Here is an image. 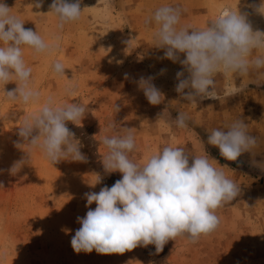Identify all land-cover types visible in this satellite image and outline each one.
Masks as SVG:
<instances>
[{
  "label": "rangeland",
  "instance_id": "1",
  "mask_svg": "<svg viewBox=\"0 0 264 264\" xmlns=\"http://www.w3.org/2000/svg\"><path fill=\"white\" fill-rule=\"evenodd\" d=\"M3 2L26 29L46 42L58 38L59 49L46 55L23 48L33 87L40 92L38 104L10 101L0 85V264H264V68L250 69L242 77L219 73L218 98L190 103L175 91L176 73L183 71L187 77V71L179 62L164 58V49L153 38L157 25L145 24L156 9L172 5L183 11L177 27L203 28L227 7L246 14L253 30L264 32V13L258 11L264 0H82L79 20L62 29L50 11L52 0ZM38 2L41 6L35 7ZM125 41H131L129 46ZM253 55H264V50ZM56 61L64 64L65 76L53 73L51 65ZM141 76L154 77L164 96L161 104H149L138 89L135 80ZM70 84L76 88L74 96L65 93ZM16 87L9 82L5 90ZM50 96L58 104L86 106L81 125L67 122V126L81 141L87 162L61 160L52 165L38 150L29 156L27 146L23 147L27 142L18 136L21 122ZM165 112L170 120L186 113L189 127L177 129L163 118ZM238 118L248 124L258 146L234 162L220 156L207 138L213 129H224ZM110 123H116V129L132 128L134 162L143 163L170 145L183 147L190 164L195 155L207 154L223 168L240 186V193L216 210L219 226L214 232L195 243L185 237L169 240L158 254L154 245L111 255L73 251L71 238L81 227L77 217L96 207L95 202L86 206L84 194L98 193L122 178L118 171L105 173L101 163L107 152L102 138L114 134ZM16 163L20 167L12 172ZM94 174L102 180L92 187Z\"/></svg>",
  "mask_w": 264,
  "mask_h": 264
},
{
  "label": "clouds",
  "instance_id": "2",
  "mask_svg": "<svg viewBox=\"0 0 264 264\" xmlns=\"http://www.w3.org/2000/svg\"><path fill=\"white\" fill-rule=\"evenodd\" d=\"M81 2L52 0L50 11L57 17L59 29L79 20ZM40 6V2L35 4ZM262 10L264 3L258 9L264 13ZM182 14L179 6H161L145 24L157 25L153 38L155 45L164 49V58L179 62L187 71V77L183 71L176 73L175 91L184 100L196 103L197 98L217 99L215 77L219 73L242 77L250 69L264 68V55H253L264 50V32L254 31L246 14L226 7L203 28L177 27ZM23 25L0 0V85L6 99L27 106L40 102V92L33 87L32 69L26 66L23 48L26 46L35 54L53 55L59 49V39L46 42ZM131 41L124 43L129 46ZM181 53L185 54L184 59ZM51 69L55 75L65 76L62 62H54ZM153 80V76H141L135 82L149 104L159 105L164 96ZM13 81L17 87L6 91L5 86ZM75 92L71 84L65 89L68 96ZM85 113L82 103L58 104L50 96L38 111L24 117L18 136L27 142L23 147L27 146L29 156L32 150H38L52 165L61 160L87 162L81 141L67 126V122L80 126ZM163 118L169 119V114L165 112ZM169 122L184 130L189 127L190 118L179 112ZM116 125L110 123L108 127L114 134L102 138L107 152L101 163L105 173L118 171L122 178L111 187L105 185L98 193L84 194L86 206L95 202L96 207L89 208L84 217H77L81 227L71 238L73 251L79 254L95 250L100 255H111L154 245L158 254L169 240L185 237L195 243L200 236L214 232L219 226L216 210L234 200L240 186L222 167L215 166L214 159L210 160L207 154L195 155L190 164L189 155L181 146H163L143 163L134 162L130 158L136 149L132 128L116 129ZM247 129L248 124L238 118L224 129H213L207 143L217 147L224 159L238 161L258 146L257 137ZM19 167L20 163H16L11 171L16 172ZM94 175L92 187L102 180L100 174Z\"/></svg>",
  "mask_w": 264,
  "mask_h": 264
},
{
  "label": "bare ground",
  "instance_id": "3",
  "mask_svg": "<svg viewBox=\"0 0 264 264\" xmlns=\"http://www.w3.org/2000/svg\"><path fill=\"white\" fill-rule=\"evenodd\" d=\"M222 9H223V8H222ZM220 10H221V9H220ZM220 10H219V11H220ZM219 11H218V12H219ZM217 14H218V13H217Z\"/></svg>",
  "mask_w": 264,
  "mask_h": 264
}]
</instances>
